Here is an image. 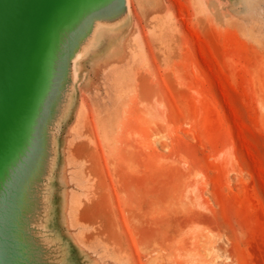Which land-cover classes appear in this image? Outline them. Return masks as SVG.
<instances>
[{
    "label": "rangeland",
    "instance_id": "obj_1",
    "mask_svg": "<svg viewBox=\"0 0 264 264\" xmlns=\"http://www.w3.org/2000/svg\"><path fill=\"white\" fill-rule=\"evenodd\" d=\"M42 5L0 130V264H264V0Z\"/></svg>",
    "mask_w": 264,
    "mask_h": 264
},
{
    "label": "water",
    "instance_id": "obj_2",
    "mask_svg": "<svg viewBox=\"0 0 264 264\" xmlns=\"http://www.w3.org/2000/svg\"><path fill=\"white\" fill-rule=\"evenodd\" d=\"M43 20L42 0H0V130L23 105L25 69Z\"/></svg>",
    "mask_w": 264,
    "mask_h": 264
},
{
    "label": "bare ground",
    "instance_id": "obj_3",
    "mask_svg": "<svg viewBox=\"0 0 264 264\" xmlns=\"http://www.w3.org/2000/svg\"><path fill=\"white\" fill-rule=\"evenodd\" d=\"M113 8L116 9L118 12H120V20L123 19L124 15H125V6L122 5V3L119 6H117V5L113 6L108 12H105L99 16H96V17L90 19V21L88 23V27L86 28V30L84 31V34H83V36L86 40L90 39L93 36V34H97L99 29L101 28V26L103 24L112 23L110 13H111V10ZM76 53H77V51H76ZM67 96L70 97V93L67 94ZM67 105H68V100L64 101V108H65L64 110L67 109ZM64 110L57 115V117H56L57 119L62 118V116L64 115ZM48 142L50 144V139H48ZM52 149L53 148L51 147L50 150H52ZM52 152H53V150H52ZM55 161H56L55 153H52L48 157L47 162L45 163L46 171L53 168Z\"/></svg>",
    "mask_w": 264,
    "mask_h": 264
}]
</instances>
